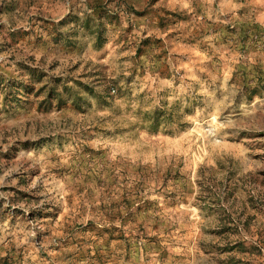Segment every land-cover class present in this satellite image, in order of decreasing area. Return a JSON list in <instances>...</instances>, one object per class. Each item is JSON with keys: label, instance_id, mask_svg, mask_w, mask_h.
Instances as JSON below:
<instances>
[{"label": "rangeland", "instance_id": "rangeland-1", "mask_svg": "<svg viewBox=\"0 0 264 264\" xmlns=\"http://www.w3.org/2000/svg\"><path fill=\"white\" fill-rule=\"evenodd\" d=\"M0 264H264V0H0Z\"/></svg>", "mask_w": 264, "mask_h": 264}]
</instances>
